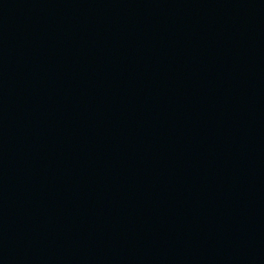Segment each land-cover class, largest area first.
I'll list each match as a JSON object with an SVG mask.
<instances>
[{
	"label": "water",
	"instance_id": "water-1",
	"mask_svg": "<svg viewBox=\"0 0 264 264\" xmlns=\"http://www.w3.org/2000/svg\"><path fill=\"white\" fill-rule=\"evenodd\" d=\"M0 264H264V0H0Z\"/></svg>",
	"mask_w": 264,
	"mask_h": 264
}]
</instances>
